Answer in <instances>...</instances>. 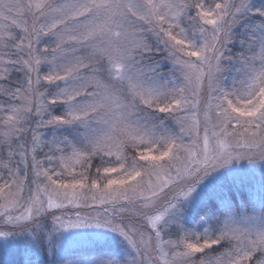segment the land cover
I'll return each mask as SVG.
<instances>
[{
  "label": "snow or ice",
  "instance_id": "snow-or-ice-1",
  "mask_svg": "<svg viewBox=\"0 0 264 264\" xmlns=\"http://www.w3.org/2000/svg\"><path fill=\"white\" fill-rule=\"evenodd\" d=\"M0 264H264V0H0Z\"/></svg>",
  "mask_w": 264,
  "mask_h": 264
},
{
  "label": "rangeland",
  "instance_id": "rangeland-1",
  "mask_svg": "<svg viewBox=\"0 0 264 264\" xmlns=\"http://www.w3.org/2000/svg\"><path fill=\"white\" fill-rule=\"evenodd\" d=\"M68 258H69V259H73L74 257H72V256H69Z\"/></svg>",
  "mask_w": 264,
  "mask_h": 264
}]
</instances>
